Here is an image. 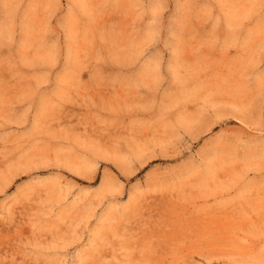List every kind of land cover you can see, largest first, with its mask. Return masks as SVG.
<instances>
[{
	"label": "rangeland",
	"instance_id": "374dc122",
	"mask_svg": "<svg viewBox=\"0 0 264 264\" xmlns=\"http://www.w3.org/2000/svg\"><path fill=\"white\" fill-rule=\"evenodd\" d=\"M0 264H264V0H0Z\"/></svg>",
	"mask_w": 264,
	"mask_h": 264
}]
</instances>
